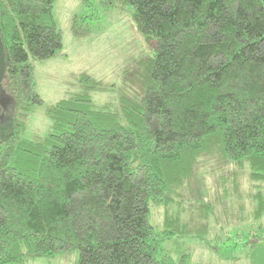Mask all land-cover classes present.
I'll use <instances>...</instances> for the list:
<instances>
[{
    "label": "trees",
    "instance_id": "obj_1",
    "mask_svg": "<svg viewBox=\"0 0 264 264\" xmlns=\"http://www.w3.org/2000/svg\"><path fill=\"white\" fill-rule=\"evenodd\" d=\"M55 1L0 0V264L71 252L77 264H188L162 244L208 234L199 219L216 202L262 219L264 0H116L154 55L124 71L117 108L71 95L46 110L47 135L30 136L44 104L31 59L63 49ZM151 207L167 212L160 229Z\"/></svg>",
    "mask_w": 264,
    "mask_h": 264
},
{
    "label": "rangeland",
    "instance_id": "obj_2",
    "mask_svg": "<svg viewBox=\"0 0 264 264\" xmlns=\"http://www.w3.org/2000/svg\"><path fill=\"white\" fill-rule=\"evenodd\" d=\"M115 1H55L54 15L62 33L63 49L46 60L31 59L37 92L44 104L29 115L28 135H47L51 121L46 110L71 95L88 91L96 109L117 108L126 90L124 71L137 60L154 55L149 38L138 30L133 9L119 7ZM87 78L101 88L88 89ZM231 172L227 170L228 174ZM239 184L242 195L248 189L245 177ZM228 187L227 196L239 190L233 183ZM223 205L216 202L210 217L199 219L207 222L208 234L204 232L197 238L191 236L195 231L189 230L188 236H172L163 242L164 250L174 258L188 254V264H264V217L238 221L233 210L226 213ZM228 209H232V204ZM166 214L164 209L151 207L150 222L156 229L162 227ZM78 257V252H71L37 257L25 264H77Z\"/></svg>",
    "mask_w": 264,
    "mask_h": 264
},
{
    "label": "water",
    "instance_id": "obj_3",
    "mask_svg": "<svg viewBox=\"0 0 264 264\" xmlns=\"http://www.w3.org/2000/svg\"><path fill=\"white\" fill-rule=\"evenodd\" d=\"M6 74V56L4 52V46L0 38V103L3 102L4 90L3 81Z\"/></svg>",
    "mask_w": 264,
    "mask_h": 264
}]
</instances>
